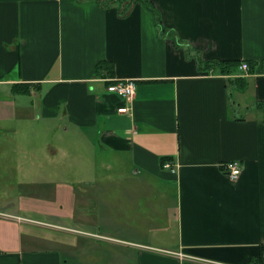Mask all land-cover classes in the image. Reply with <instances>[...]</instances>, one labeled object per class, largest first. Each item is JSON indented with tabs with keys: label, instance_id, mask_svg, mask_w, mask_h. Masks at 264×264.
I'll use <instances>...</instances> for the list:
<instances>
[{
	"label": "crops",
	"instance_id": "1",
	"mask_svg": "<svg viewBox=\"0 0 264 264\" xmlns=\"http://www.w3.org/2000/svg\"><path fill=\"white\" fill-rule=\"evenodd\" d=\"M149 1L0 0V264L262 253L264 0ZM198 57L256 66L240 90ZM102 60L136 79L132 98L108 90Z\"/></svg>",
	"mask_w": 264,
	"mask_h": 264
},
{
	"label": "trees",
	"instance_id": "2",
	"mask_svg": "<svg viewBox=\"0 0 264 264\" xmlns=\"http://www.w3.org/2000/svg\"><path fill=\"white\" fill-rule=\"evenodd\" d=\"M148 6L154 8L149 0H145ZM157 14L158 23L160 26V30L162 33H167V35L171 36L174 43L178 46H186L190 44H186L185 41L176 34L173 30L166 27L162 23L161 16L159 13ZM197 55V54H195ZM244 60L239 58H223V59H211V60H204L202 57H198L199 68L201 70H210V69H217L220 71L221 74L229 75V81L232 82L238 89L245 90L248 85V78L245 75L237 76L236 74L239 72V67ZM246 61V60H245ZM249 63V72L255 71L256 63L254 61H248ZM97 71L98 74H101L105 77L108 81V84L113 82V78H115V64L114 62H110L108 60H102L97 64ZM34 87L31 83H21V84H14L13 91L20 92V93H30L32 88ZM260 107L263 108V120H264V104H260ZM166 160L163 161V163ZM264 245H262V253L259 256L254 257L251 260V264H264V255H263Z\"/></svg>",
	"mask_w": 264,
	"mask_h": 264
},
{
	"label": "built area",
	"instance_id": "3",
	"mask_svg": "<svg viewBox=\"0 0 264 264\" xmlns=\"http://www.w3.org/2000/svg\"><path fill=\"white\" fill-rule=\"evenodd\" d=\"M241 70L248 71L249 63L243 61L240 65ZM113 82L108 84V90L118 94L124 98H132L137 92V81L134 78H113ZM128 106H122L119 108L120 112L128 111ZM165 168H170L174 170V166L170 160H166L163 165ZM227 174L232 178L236 179L242 172V166L239 161L232 160L225 164L224 166Z\"/></svg>",
	"mask_w": 264,
	"mask_h": 264
},
{
	"label": "rangeland",
	"instance_id": "4",
	"mask_svg": "<svg viewBox=\"0 0 264 264\" xmlns=\"http://www.w3.org/2000/svg\"><path fill=\"white\" fill-rule=\"evenodd\" d=\"M239 70H240V67H239ZM240 76H242V75H240ZM78 174L80 175V177H82L84 175V171L78 172Z\"/></svg>",
	"mask_w": 264,
	"mask_h": 264
}]
</instances>
